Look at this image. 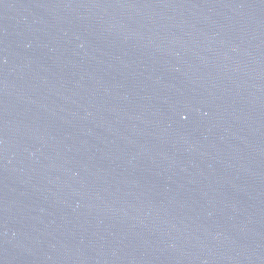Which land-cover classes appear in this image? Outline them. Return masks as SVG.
<instances>
[{
	"label": "water",
	"instance_id": "water-1",
	"mask_svg": "<svg viewBox=\"0 0 264 264\" xmlns=\"http://www.w3.org/2000/svg\"><path fill=\"white\" fill-rule=\"evenodd\" d=\"M0 264H264V0H0Z\"/></svg>",
	"mask_w": 264,
	"mask_h": 264
}]
</instances>
